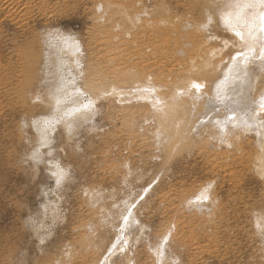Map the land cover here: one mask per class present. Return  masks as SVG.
<instances>
[{
    "label": "rangeland",
    "instance_id": "1",
    "mask_svg": "<svg viewBox=\"0 0 264 264\" xmlns=\"http://www.w3.org/2000/svg\"><path fill=\"white\" fill-rule=\"evenodd\" d=\"M201 2L0 0V264H264L259 145L212 139L200 106L186 115L189 135L158 144L163 120L148 102L109 89L131 88L126 69L169 94L168 70L188 64L177 41L208 39L221 50L213 61L241 49L204 36L205 10H190ZM99 87L108 92L70 127H37Z\"/></svg>",
    "mask_w": 264,
    "mask_h": 264
},
{
    "label": "bare ground",
    "instance_id": "2",
    "mask_svg": "<svg viewBox=\"0 0 264 264\" xmlns=\"http://www.w3.org/2000/svg\"><path fill=\"white\" fill-rule=\"evenodd\" d=\"M208 1L212 0H202L201 3H193L190 6V10L204 9L208 16L201 23L199 29H202L204 36L207 35L211 38L222 37L225 40V44L231 43L241 47V49L235 51L229 49L225 57L219 61H213L217 57L215 55L220 54L221 50L213 45H204V42H207L208 39L201 40L200 46L198 41L193 39L189 42L186 40V43L182 46H177V41L175 49L179 53L188 56L185 60L188 64L182 69L180 62L176 63V65L172 63L175 68L168 70V73L176 81L170 82L172 83L170 85L172 91L169 94L160 92L159 86L164 85V81L158 80L154 82V78L152 80V76H149V74L140 75L139 78L138 75H135L136 72L133 74L132 71L130 72V70L126 69L125 71H128L127 82L131 85V88L122 89L121 87L123 86L110 84L109 89L114 90L115 96L124 95V99L134 98L148 102V106L151 107L153 113L163 120L159 122L161 130L157 135L158 144L162 140H167L166 143L170 140L169 142L172 141L170 146H172L175 142L180 141V136L189 135L192 129L188 127L189 123L185 121L186 115L187 118H191L193 111H197L200 106L198 113L202 120L209 125H205V127L214 128L212 139L216 138V141L225 139V141L231 142V140L235 141L237 138H243L246 139V147L250 146V142H256L259 145L261 154L254 153L256 154L254 157L256 162H254L257 172L264 178V0H221L222 6L214 15L212 14L213 12L207 10ZM203 3H205V7ZM123 12L125 19L129 22L134 23L139 18L138 12L134 14L128 9L123 10ZM218 23L225 30H221ZM259 41L262 45L260 52L257 47ZM187 44L191 46L187 47ZM225 58L227 61L223 63ZM119 75L121 76L123 73ZM92 76L88 80L90 83L95 80L92 79ZM197 85L199 87H196ZM101 88L99 87L98 94L90 97L86 103L72 102L73 104H68L66 109L64 107L61 110L59 108L53 110L52 114L49 113L40 123H37L38 125L40 124L37 127L41 128V124L52 123L60 118L63 119V123L67 127H70L69 117L86 111L93 104L99 93L108 92V88ZM164 88L167 87L164 86ZM164 92L167 91L165 90ZM59 112L60 115H57ZM51 115L54 116L51 117ZM251 133L255 134L253 138L248 136ZM235 135H237L236 138ZM170 137L177 138L172 139ZM195 193L197 195L195 197L191 196L190 199L195 198L198 200L202 198L205 195V190L198 189V192ZM83 248L86 249V246L84 245Z\"/></svg>",
    "mask_w": 264,
    "mask_h": 264
},
{
    "label": "snow or ice",
    "instance_id": "3",
    "mask_svg": "<svg viewBox=\"0 0 264 264\" xmlns=\"http://www.w3.org/2000/svg\"><path fill=\"white\" fill-rule=\"evenodd\" d=\"M239 35V33H237ZM196 87H199L198 85Z\"/></svg>",
    "mask_w": 264,
    "mask_h": 264
}]
</instances>
